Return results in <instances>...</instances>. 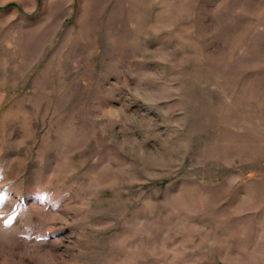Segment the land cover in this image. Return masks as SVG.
<instances>
[{
  "label": "rangeland",
  "instance_id": "374dc122",
  "mask_svg": "<svg viewBox=\"0 0 264 264\" xmlns=\"http://www.w3.org/2000/svg\"><path fill=\"white\" fill-rule=\"evenodd\" d=\"M0 264H264V0H0Z\"/></svg>",
  "mask_w": 264,
  "mask_h": 264
},
{
  "label": "snow or ice",
  "instance_id": "6c2138e0",
  "mask_svg": "<svg viewBox=\"0 0 264 264\" xmlns=\"http://www.w3.org/2000/svg\"><path fill=\"white\" fill-rule=\"evenodd\" d=\"M4 222L5 223H10L11 222V216H9L8 219H6Z\"/></svg>",
  "mask_w": 264,
  "mask_h": 264
}]
</instances>
